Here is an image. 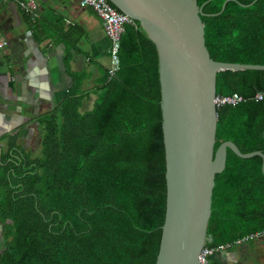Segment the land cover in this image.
<instances>
[{"label": "trees", "instance_id": "16d2710c", "mask_svg": "<svg viewBox=\"0 0 264 264\" xmlns=\"http://www.w3.org/2000/svg\"><path fill=\"white\" fill-rule=\"evenodd\" d=\"M224 1L197 4L217 13ZM252 1L227 0L219 14L201 16L213 60L264 64V0L241 5ZM118 54L113 76L109 65L91 60L100 73L93 87L85 86L86 67L55 107L35 115L32 146L0 148V264H154L166 199L157 55L134 20ZM261 90L264 70L216 73L215 94L243 100L216 107L214 149L230 140L243 153L264 154V99H254ZM261 163L227 148L214 178L206 246L264 229Z\"/></svg>", "mask_w": 264, "mask_h": 264}, {"label": "water", "instance_id": "95a60500", "mask_svg": "<svg viewBox=\"0 0 264 264\" xmlns=\"http://www.w3.org/2000/svg\"><path fill=\"white\" fill-rule=\"evenodd\" d=\"M254 1L241 5L249 6ZM109 2L137 22L153 42L157 55L166 199L154 264H198L199 251L207 239L214 178L225 167L227 148L241 158L260 156L264 173L260 150L243 153L230 140L214 149L216 73L264 70V64L223 62L210 57L201 16L219 14L227 0L217 13H204L197 0Z\"/></svg>", "mask_w": 264, "mask_h": 264}, {"label": "crops", "instance_id": "0c3cea01", "mask_svg": "<svg viewBox=\"0 0 264 264\" xmlns=\"http://www.w3.org/2000/svg\"><path fill=\"white\" fill-rule=\"evenodd\" d=\"M20 2L31 6L26 9ZM86 9L96 15L92 8L81 6L80 0H0V38L7 41L0 49L3 153L15 144H31L38 135L35 115L55 107L86 67L85 86H94L100 73L91 60L108 65L109 41L101 21L94 26ZM3 244L0 225V253ZM246 255L235 249L215 253L211 259L222 264H248Z\"/></svg>", "mask_w": 264, "mask_h": 264}, {"label": "built area", "instance_id": "2783aa9c", "mask_svg": "<svg viewBox=\"0 0 264 264\" xmlns=\"http://www.w3.org/2000/svg\"><path fill=\"white\" fill-rule=\"evenodd\" d=\"M22 7L28 8L30 3L25 4L20 2ZM80 5L83 7H90L96 13L101 21L104 33L109 41L108 44V75L113 76L119 70V43L124 27L126 24L132 22V19L118 10L109 0H80ZM7 44L5 39L0 38V49ZM255 100L264 99V90L258 91L254 95ZM243 100L238 93H231L228 95H215L214 104L216 107L222 105H235ZM264 237V229L256 230L235 239L233 242H225L216 246H206L205 244L199 251L198 264H209L211 257L218 252L229 250L235 245L242 242L258 239Z\"/></svg>", "mask_w": 264, "mask_h": 264}, {"label": "rangeland", "instance_id": "374dc122", "mask_svg": "<svg viewBox=\"0 0 264 264\" xmlns=\"http://www.w3.org/2000/svg\"><path fill=\"white\" fill-rule=\"evenodd\" d=\"M86 10H85V13H87L88 16L90 17V20L93 21L94 26L98 27L100 25V20L97 18V16L94 13H92V11H90V10L86 11ZM94 98H95V96L91 95L89 100H87L84 103L83 108H89L91 106ZM32 145H33V142H31V144L28 146L27 145H24V146L29 148V146H32ZM38 148H39V146H37V148H36L37 152H38ZM261 242H264V238L245 241V242H242L241 244L233 246L231 250L241 249V251H244V253L247 254L246 255V257H247L246 262H248V264H264V244H262ZM257 244H261V245L256 247ZM231 250L230 249L224 250L222 252L231 251ZM252 250H254V253L252 252Z\"/></svg>", "mask_w": 264, "mask_h": 264}, {"label": "flooded vegetation", "instance_id": "af4514ba", "mask_svg": "<svg viewBox=\"0 0 264 264\" xmlns=\"http://www.w3.org/2000/svg\"><path fill=\"white\" fill-rule=\"evenodd\" d=\"M262 238H264V237H262ZM258 239H260V238H258Z\"/></svg>", "mask_w": 264, "mask_h": 264}]
</instances>
